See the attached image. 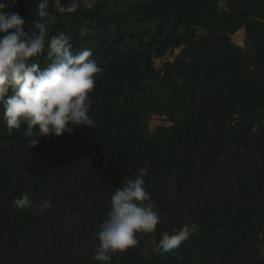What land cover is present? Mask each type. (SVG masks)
<instances>
[{"label": "trees", "instance_id": "obj_1", "mask_svg": "<svg viewBox=\"0 0 264 264\" xmlns=\"http://www.w3.org/2000/svg\"><path fill=\"white\" fill-rule=\"evenodd\" d=\"M221 1L143 0L115 12L106 0H79L75 12L60 13L49 0L57 22L44 54L31 59L45 68L47 41L60 32L73 52L92 50L103 69L89 93L95 127L28 146L27 125L9 132L0 107V256L7 264H101L92 253L110 197L140 168L160 220L136 238L158 243L174 228L197 230L153 263L139 244L112 253L110 264H263L247 253L264 218V0ZM39 2L17 0L6 10L38 34ZM81 26L88 34L80 35ZM241 28L245 46L232 40ZM175 48L174 59L157 67L156 58ZM154 114L173 124L152 132ZM25 192L33 204L47 198L51 209L37 215L35 207L14 206Z\"/></svg>", "mask_w": 264, "mask_h": 264}, {"label": "clouds", "instance_id": "obj_2", "mask_svg": "<svg viewBox=\"0 0 264 264\" xmlns=\"http://www.w3.org/2000/svg\"><path fill=\"white\" fill-rule=\"evenodd\" d=\"M17 0L0 2V107L3 121L9 132L26 124L24 132L28 146L38 144V138L64 132L72 133L78 126L95 127L90 109L92 99L89 93L95 86L94 74L102 73L90 48L72 51L71 37L60 32L47 41L51 62L43 69L31 58L43 55L48 27L57 22V17L47 11L49 0L38 4L39 20L33 21L35 31L24 30L25 19L18 12L9 11ZM60 13H73L79 0L64 6L61 0H52ZM89 29L81 26L80 35ZM36 138H32L34 130ZM147 169L140 168L139 174L127 179L123 187H117L110 197V211L97 232L98 245L93 258L101 264H110L111 254L123 252L138 243L136 233L155 231L160 217L157 206L145 190L144 177ZM13 205L20 210L29 207L41 214L51 209V201L33 204L28 193L14 198ZM197 229L187 225L174 228L171 233H162L157 243L153 237L154 253H168L190 239Z\"/></svg>", "mask_w": 264, "mask_h": 264}, {"label": "rangeland", "instance_id": "obj_3", "mask_svg": "<svg viewBox=\"0 0 264 264\" xmlns=\"http://www.w3.org/2000/svg\"><path fill=\"white\" fill-rule=\"evenodd\" d=\"M84 1L88 4L96 2V0H84ZM106 1L109 3L110 8L113 11L121 12V11L130 9L136 2L143 1V0H106ZM221 5L225 6V0L221 1ZM232 40L238 45L245 46V28L239 29L234 35H232ZM179 52H180V48H175L173 55L168 54L162 58H156L155 60L156 66L162 67L166 60H173L175 55L178 54ZM172 124L173 122L170 119H168V117H166L165 115L154 114L149 119L150 130L152 132L157 130L159 126H171ZM260 228H261L260 237L256 238L251 243H249L250 247H249L247 255L253 254L255 256H258L259 259L264 261V218L262 219L260 223ZM72 234H73L72 237H74L73 238L74 243L72 245V248H73L72 250H74V252H77V250H80L81 245H82L81 236L76 231H74ZM137 239H138V243L135 246H131L130 248H137L139 244H142L144 254L147 256L150 263H153L154 260L156 259L155 256L158 254V253L153 252V248L155 246L153 243V237L149 236V239H148V237H144V235H140V237H138ZM71 256H74V255H71ZM71 260L72 259H69L70 263L75 264L74 262H71ZM0 264H7L1 256H0ZM93 264H96V263H93Z\"/></svg>", "mask_w": 264, "mask_h": 264}, {"label": "water", "instance_id": "obj_4", "mask_svg": "<svg viewBox=\"0 0 264 264\" xmlns=\"http://www.w3.org/2000/svg\"><path fill=\"white\" fill-rule=\"evenodd\" d=\"M203 34H205V35H206V34H207V31H206V30H204V31H203Z\"/></svg>", "mask_w": 264, "mask_h": 264}]
</instances>
